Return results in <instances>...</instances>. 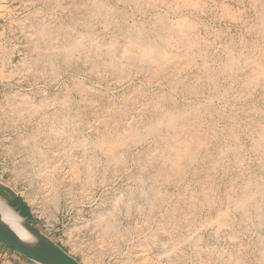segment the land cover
I'll use <instances>...</instances> for the list:
<instances>
[{"label":"rangeland","instance_id":"obj_1","mask_svg":"<svg viewBox=\"0 0 264 264\" xmlns=\"http://www.w3.org/2000/svg\"><path fill=\"white\" fill-rule=\"evenodd\" d=\"M261 14L264 0H0V196L81 264H264V197L232 204L264 183V78L247 84ZM138 39L172 58H131Z\"/></svg>","mask_w":264,"mask_h":264},{"label":"bare ground","instance_id":"obj_2","mask_svg":"<svg viewBox=\"0 0 264 264\" xmlns=\"http://www.w3.org/2000/svg\"><path fill=\"white\" fill-rule=\"evenodd\" d=\"M96 5V4H95ZM226 7V6H225ZM224 8V7H223ZM224 11H226V13H228V9L226 10H224ZM234 14V13H233ZM229 15V14H228ZM261 16H262V14H261ZM239 18V17H238ZM262 18H264V14H263V16H262ZM262 18H260V19H262ZM183 24L186 22V21H184V19H183ZM181 22V23H182ZM68 30V29H67ZM184 30V29H183ZM189 32V31H188ZM141 34V33H140ZM139 34V35H140ZM137 35H138V32H137ZM139 38V37H138ZM142 38V37H141ZM132 40V39H131ZM134 40H136L137 41V39H133V41ZM139 40L140 39H138V42H139ZM132 41V42H133ZM146 41V40H145ZM181 41V40H180ZM76 42V41H75ZM78 42V41H77ZM130 42V41H129ZM161 42V41H160ZM128 43V42H127ZM134 43V42H133ZM144 43V42H143ZM136 44H139V46H136L135 45V43H134V45H135V47H137L136 49H138L139 50V52H138V50H135V51H137V52H135V53H138L137 55L138 56H136L135 55V53H134V56H131V58H139V61H143V60H146V61H151V63H153V64H156V65H160L159 63L160 62H166L167 60L169 61V59H170V57H171V54L169 55L165 50H162V48L161 49H159L158 48V46H155L154 44H152V42H147L145 45L143 44V45H140L141 44V42H139V43H137L136 42ZM134 45H131V46H134ZM65 46V45H64ZM67 46V45H66ZM69 48L71 47V44L68 46ZM74 47V46H73ZM112 47V46H111ZM60 48V47H59ZM64 48V47H63ZM69 48H67V50L69 51ZM72 48V47H71ZM73 49V48H72ZM128 49H130L129 47H128ZM71 50V49H70ZM141 50V51H140ZM64 51V50H63ZM74 51V50H73ZM66 52V51H65ZM126 52V51H125ZM129 53H130V51H128ZM67 55H69L68 53H66ZM233 54V53H232ZM70 56V55H69ZM69 56H68V58H69ZM113 56V55H112ZM172 56H173V54H172ZM174 57H176L175 55H174ZM232 57V56H231ZM71 58V57H70ZM130 58V59H131ZM172 58V57H171ZM128 59H129V57H128ZM127 59V60H128ZM135 59H133V60H135ZM141 59V60H140ZM177 59H178V57H177ZM259 59V58H258ZM261 59V58H260ZM137 60V59H136ZM129 61H131V60H129ZM167 61V62H168ZM132 62V61H131ZM159 62V63H158ZM162 64V63H161ZM244 64V63H243ZM227 65H228V63H227ZM254 65H255V69L254 70H251V72H252V76H250L249 77V79H247V81L249 80V82H247V84L248 83H251L252 84V82H250V81H256L257 80V78L258 79H263L264 78V59L263 60H259V61H255L254 62ZM123 67V66H122ZM162 70V69H161ZM237 70V69H236ZM257 82V81H256ZM246 84V85H247ZM253 85V84H252ZM26 109V108H25ZM180 112V111H179ZM185 112V111H184ZM184 112H182V113H174V112H169L168 113V116H165L166 117V119H167V121L165 120V122L167 123H169L174 129H175V127L174 126H176L177 128V130H178V127L179 128H181L180 130H182L183 128H184V126H186V120L187 119H185L184 120V118H186V117H184L183 118V114H184ZM196 112V111H195ZM193 113V112H192ZM196 114V113H195ZM185 116H186V114H184ZM164 117V118H165ZM190 117H191V115H190ZM63 118V117H62ZM159 121V120H158ZM164 121V120H163ZM62 122H64V121H62ZM162 122V121H161ZM165 123V124H166ZM188 123V122H187ZM151 125V124H150ZM168 125V124H167ZM192 124H190V126H191ZM150 127V126H149ZM158 127H160V126H156V128H158ZM156 128H155V130H156ZM171 128V127H170ZM191 128V127H190ZM190 128H188L187 126H186V129L188 130V129H190ZM173 129V130H174ZM192 129V128H191ZM54 130V129H53ZM186 131V130H185ZM192 131V130H191ZM155 132V131H154ZM264 132V131H263ZM256 133V132H255ZM194 134V133H193ZM263 134V133H262ZM261 134V136H263ZM148 137V136H147ZM178 137V136H177ZM130 138V137H129ZM187 138H189V137H187ZM186 138V139H187ZM199 138V137H198ZM258 139V138H257ZM262 139V138H261ZM183 140V139H182ZM263 140V139H262ZM139 141V140H138ZM173 141H174V139H173ZM177 141H180V140H178L177 139ZM81 142V141H80ZM252 142V141H251ZM83 143V142H82ZM185 144V142H181V145H180V142H179V145L178 146H180V147H182L184 144ZM186 144H188V143H186ZM263 144V143H262ZM261 144V145H262ZM74 146V145H73ZM177 146V147H178ZM253 146H254V144H253ZM257 146V145H256ZM258 146H259V144H258ZM188 148L187 147V145H186V147H184V149H182V150H186V149ZM257 148H259V147H257ZM175 149V148H174ZM260 149V148H259ZM171 150V149H170ZM237 150V149H236ZM172 151H173V149H172ZM179 151H180V149H179ZM179 151L177 152V150L175 151V152H177V155H178V153H179ZM184 151H183V153H181L180 152V154H184ZM189 151V150H188ZM258 151V150H257ZM179 154V155H180ZM188 154V153H187ZM186 154V155H187ZM167 156V155H166ZM166 156H164V157H166ZM180 157V156H179ZM168 158V157H167ZM180 158H182V157H180ZM180 158H179V160H180ZM172 159V158H171ZM175 159H177L176 157H175ZM183 159V158H182ZM181 159V160H182ZM178 160V159H177ZM180 160V161H181ZM175 162H177V161H175ZM179 163V162H178ZM177 163V164H178ZM176 166V165H175ZM89 167V166H88ZM177 170V169H176ZM258 181V180H257ZM250 183V182H249ZM249 185V184H248ZM247 185V188L249 187ZM244 186V185H243ZM242 186V187H243ZM246 189V188H245ZM254 190H255V193L252 195V192L251 191H249V192H251V193H249L248 194V192L246 193V192H243L242 191V193H245V194H243V195H239L240 197L236 200H234L233 202H232V204L233 205H235L236 206V210H238V208H240V210L241 209H244V208H246L247 207V205H249V204H251V203H253V202H255L256 203V201H255V197H257L258 196V199H259V197H260V199L262 198L263 199V197H264V183H255V187H254ZM235 193V192H234ZM241 193V194H242ZM232 195V194H231ZM237 197V196H236ZM229 198V197H228ZM231 199V198H230ZM261 199V200H262ZM228 200V199H227ZM261 200H259V202L261 201ZM230 202V201H229ZM228 202V203H229ZM231 204V205H232ZM259 204V203H258ZM234 206V207H235ZM251 206H254V203L251 205ZM257 206V205H256ZM255 206V207H256ZM238 207V208H237ZM258 207H259V205H258ZM258 207L256 208V209H258ZM248 208V207H247ZM246 208V209H247ZM254 208V207H253ZM252 208V209H253ZM246 209H244V210H246ZM235 210V211H236ZM244 210H241V211H244ZM253 211H254V209H253ZM259 211V210H258ZM0 212H1V214H2V218H3V221L5 222V223H7V225L20 237V238H22L23 240H28L29 239V236H28V232L25 230V228H24V222H23V220L19 217V215L18 214H16L13 210H11L8 206H6L5 205V203L4 202H2V201H0ZM249 213V212H248ZM260 213V212H259ZM242 214H244V213H242ZM245 215V214H244ZM260 215V214H259ZM263 217V216H262ZM99 220V219H98ZM219 221H220V219H219ZM263 221V220H262ZM100 223H102V222H100ZM105 228V227H104ZM145 259V258H144ZM148 261V260H147Z\"/></svg>","mask_w":264,"mask_h":264},{"label":"water","instance_id":"obj_3","mask_svg":"<svg viewBox=\"0 0 264 264\" xmlns=\"http://www.w3.org/2000/svg\"><path fill=\"white\" fill-rule=\"evenodd\" d=\"M0 201L4 202L6 206L19 215L24 222V228L29 236L27 241L20 238L7 223L3 221L0 212V241L9 249L17 252L34 264H81L49 237L41 233L3 198L0 197Z\"/></svg>","mask_w":264,"mask_h":264},{"label":"crops","instance_id":"obj_4","mask_svg":"<svg viewBox=\"0 0 264 264\" xmlns=\"http://www.w3.org/2000/svg\"><path fill=\"white\" fill-rule=\"evenodd\" d=\"M10 192L12 193V196L14 198L13 201H14L15 194L12 191ZM7 195L9 196L8 193ZM18 202H16V205L18 204ZM0 264H34V263L28 261L17 252L9 249L4 243L0 241Z\"/></svg>","mask_w":264,"mask_h":264},{"label":"trees","instance_id":"obj_5","mask_svg":"<svg viewBox=\"0 0 264 264\" xmlns=\"http://www.w3.org/2000/svg\"><path fill=\"white\" fill-rule=\"evenodd\" d=\"M8 194H9V197L8 198H5V197H3V196H0L1 198H4L5 200H7L8 201V203L9 202H11V201H13V196H12V193L9 191V190H7V189H4ZM25 206V203H23V202H18V204L17 205H15V207H13L17 212H20V214H21V212L24 210V207ZM21 216H23L27 221H29L30 223H31V220L29 219V217L28 216H24L23 214H21Z\"/></svg>","mask_w":264,"mask_h":264}]
</instances>
